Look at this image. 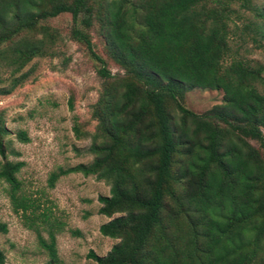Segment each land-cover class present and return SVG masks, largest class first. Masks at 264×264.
<instances>
[{
  "label": "trees",
  "instance_id": "obj_1",
  "mask_svg": "<svg viewBox=\"0 0 264 264\" xmlns=\"http://www.w3.org/2000/svg\"><path fill=\"white\" fill-rule=\"evenodd\" d=\"M69 14L68 36L97 64L100 91L91 106L87 164L49 175L91 176L108 186L98 227L116 240L96 264H264V8L255 0H0V95L25 78L34 58L53 56L60 41L47 19ZM96 26L111 74L88 30ZM5 85V86H4ZM221 91L202 114L182 104L185 92ZM0 114V181L14 212L32 228L43 264H58L38 199L20 194V161L6 159ZM27 143L23 131L15 133ZM253 141L256 147L249 142ZM0 232L5 233L4 224ZM0 264H5L0 251Z\"/></svg>",
  "mask_w": 264,
  "mask_h": 264
},
{
  "label": "rangeland",
  "instance_id": "obj_2",
  "mask_svg": "<svg viewBox=\"0 0 264 264\" xmlns=\"http://www.w3.org/2000/svg\"><path fill=\"white\" fill-rule=\"evenodd\" d=\"M264 8V0H255ZM57 30L60 41L53 46V56L34 58L23 69L24 80L10 93L0 95V114L7 134L4 138L6 159L20 161L17 174L20 194L38 199L45 217L36 222L43 238L51 230L55 238L58 264H96L87 254L104 256L117 243L98 233V227L109 221L97 210L98 196L108 195V186L93 177L80 174L59 176L50 188L49 175L78 164H87L92 156L86 152L95 122L90 118L91 106L97 99L101 82L96 76L97 64L83 46L68 36L69 14H60L43 22ZM93 50L111 74L120 68L107 55L104 42L92 26L88 30ZM245 56L264 64V50L246 45ZM264 78V74L262 75ZM5 86V85H4ZM257 89L264 93V85ZM222 103L221 91H187L182 104L195 114H202ZM23 131L27 143H20L15 133ZM264 135V130H262ZM256 147L253 141L249 142ZM0 158V162H1ZM0 251L5 264H43L46 256L37 246L32 228L12 210L7 186L0 181Z\"/></svg>",
  "mask_w": 264,
  "mask_h": 264
}]
</instances>
